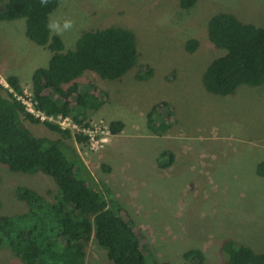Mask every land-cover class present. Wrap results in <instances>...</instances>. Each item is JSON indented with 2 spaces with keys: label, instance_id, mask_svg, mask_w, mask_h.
<instances>
[{
  "label": "rangeland",
  "instance_id": "rangeland-1",
  "mask_svg": "<svg viewBox=\"0 0 264 264\" xmlns=\"http://www.w3.org/2000/svg\"><path fill=\"white\" fill-rule=\"evenodd\" d=\"M219 13L264 28V0H199L189 11L177 0H64L50 17L52 32L63 39L66 50L89 30L117 26L136 36L138 64L121 79L84 73L73 85L92 83L107 94L88 120L91 128L103 130L121 121L122 132L101 134L88 146L73 138L65 142L96 185L122 204L144 253L162 264H190L184 259L190 249L203 252V264H223L221 248L227 239L264 253V177L257 173L264 161V85H243L230 96L205 89V71L226 53L208 37V22ZM190 39L199 42L195 53L186 51ZM50 58L49 50L26 36L24 19L0 22V85L10 90L6 78L17 75L25 90L21 99L30 111L32 75L47 67ZM162 102L171 107V127L154 133L148 114ZM26 126L39 140L61 138L43 123ZM19 186L49 201L58 192L43 173L12 172L0 164V215L28 211L15 197ZM0 264L23 263L6 248L0 249ZM85 264L112 263L93 239Z\"/></svg>",
  "mask_w": 264,
  "mask_h": 264
},
{
  "label": "trees",
  "instance_id": "trees-1",
  "mask_svg": "<svg viewBox=\"0 0 264 264\" xmlns=\"http://www.w3.org/2000/svg\"><path fill=\"white\" fill-rule=\"evenodd\" d=\"M177 1L182 10L189 11L199 0ZM63 2L0 0V22L24 19L26 36L51 53L48 66L32 75L34 109L48 117H69L79 127L88 128V120L102 108L107 94L92 83L83 88L73 85L84 73H95L101 80L121 79L138 64L137 40L133 31L109 26L83 32L75 47L66 50L63 39L53 34L50 18ZM208 37L226 52L213 60L203 75L209 93L230 96L243 85H264V28L219 13L208 22ZM185 48L195 53L199 42L190 39ZM6 82L11 91L0 85V164L12 172L43 173L52 178L58 192L49 201L32 188L17 187L16 199L29 209L22 214L0 215V249H10L23 264H85L86 248L95 239L112 264H162L144 253L139 232L123 216L122 204L96 185L79 154L65 142L73 138L88 146L89 137L42 121L21 99L25 90L19 77L10 75ZM170 108L167 102L152 108L147 121L152 132L170 129ZM26 122L43 123L61 138L39 140ZM109 129L119 135L124 123L112 122ZM160 165L166 167L163 161ZM257 173L264 177V161L258 164ZM221 253L223 264H264V253L233 239L225 240ZM184 259L203 264L205 255L190 249Z\"/></svg>",
  "mask_w": 264,
  "mask_h": 264
},
{
  "label": "built area",
  "instance_id": "built-area-1",
  "mask_svg": "<svg viewBox=\"0 0 264 264\" xmlns=\"http://www.w3.org/2000/svg\"><path fill=\"white\" fill-rule=\"evenodd\" d=\"M30 112L32 114H34L36 117L40 118L42 121H49V122H52L54 124H57L58 126H60L64 130H69L72 133H75V132L81 133L82 132L85 135H87L89 137V141L91 140L92 142H95V140L101 134L103 136H109L110 134H112L110 132L109 127H105L103 130L101 127H95V126L92 128L90 126L88 128H81L77 124H75L73 122V120L69 117H62V116L48 117V116L44 115L43 113L36 111L35 109H34V111H30Z\"/></svg>",
  "mask_w": 264,
  "mask_h": 264
}]
</instances>
